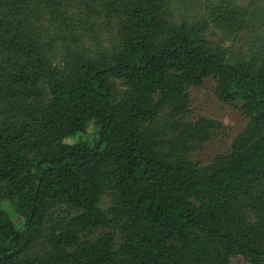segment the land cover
<instances>
[{
    "label": "trees",
    "instance_id": "1",
    "mask_svg": "<svg viewBox=\"0 0 264 264\" xmlns=\"http://www.w3.org/2000/svg\"><path fill=\"white\" fill-rule=\"evenodd\" d=\"M196 2L0 0V264H264V0ZM208 79L247 124L202 166Z\"/></svg>",
    "mask_w": 264,
    "mask_h": 264
},
{
    "label": "rangeland",
    "instance_id": "2",
    "mask_svg": "<svg viewBox=\"0 0 264 264\" xmlns=\"http://www.w3.org/2000/svg\"><path fill=\"white\" fill-rule=\"evenodd\" d=\"M197 1L195 4L198 8H192L199 12V7L202 5V0ZM249 0H237L240 6H245ZM208 41L213 45H222L229 48L230 52L236 59L240 57H248L251 51L246 49L249 43V36L243 35L241 40L232 41L225 38L217 32V30H209L205 33ZM107 47L106 43H103ZM116 86L119 90L122 87L117 82ZM216 83L214 80H206L200 87H190L187 92L190 99L189 112L186 117L188 123H195L197 120L209 119L218 122L222 127L220 130L212 132L210 139L203 143L198 144L195 149L187 156L188 159L194 163H199L202 166H208L212 163L213 159L220 154H224L229 150L233 139L243 130L247 124V119L242 115L239 107L241 103L234 105H227L219 102L215 96L214 90ZM95 128L92 125L87 127L85 134L78 135L75 140H68L67 143L72 144L76 141H87L93 143L95 139ZM7 205V203H3ZM106 205V201L103 202ZM232 264H247L242 258L232 259Z\"/></svg>",
    "mask_w": 264,
    "mask_h": 264
}]
</instances>
